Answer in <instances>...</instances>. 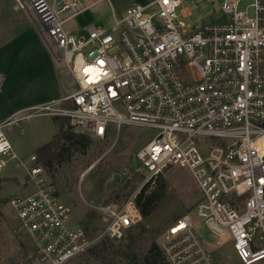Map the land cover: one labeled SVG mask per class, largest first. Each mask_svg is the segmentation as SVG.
<instances>
[{"label":"built area","instance_id":"obj_1","mask_svg":"<svg viewBox=\"0 0 264 264\" xmlns=\"http://www.w3.org/2000/svg\"><path fill=\"white\" fill-rule=\"evenodd\" d=\"M15 1L41 26L77 89L14 117L65 118L91 140L124 126L156 131L134 157L139 189L118 207H99L102 226L92 232L71 223L72 208L36 156L22 161L15 152L5 129L18 120H0V174L11 161L33 189L9 201L17 233L32 243V264H69L102 241H125L144 220L135 201L142 187L176 168L190 173L199 199L196 221L186 214L162 235L163 264H264V0H222L225 20L188 31L178 21L181 0H153L85 35L64 29L86 10L80 0ZM197 224L210 233L212 250Z\"/></svg>","mask_w":264,"mask_h":264},{"label":"rangeland","instance_id":"obj_2","mask_svg":"<svg viewBox=\"0 0 264 264\" xmlns=\"http://www.w3.org/2000/svg\"><path fill=\"white\" fill-rule=\"evenodd\" d=\"M84 1L80 0L81 5L85 4ZM132 1L111 0V6L115 14L122 17L126 9L130 7L125 8V6ZM7 2V0H0V31L11 26L17 27L15 24L20 22L17 18L22 17L25 23L43 40L39 33L41 26L34 17L26 11L19 10L17 15L20 17L16 16L14 9L7 8ZM221 2L222 0H181V5L177 10L178 21L183 24L185 31H188L187 26L198 27L204 20L219 23L226 19L219 9ZM13 3L16 5L15 0ZM248 5L249 1H244L241 8L245 9ZM119 10H123L122 13L119 14ZM187 12L190 16H187ZM110 17V4L102 1L70 20L64 27L66 30H75L96 23L105 24L110 21ZM1 42H3L2 39H0ZM49 46L59 58L57 51L51 44ZM47 51L54 59L48 48ZM56 69L60 85L59 96L74 93L77 89L76 84L71 79L63 61L60 68L57 66ZM11 107L10 102L0 97V112L8 111ZM14 112L15 110L7 113L8 116L6 115L5 118L11 119L13 116L12 118L18 122L9 125L5 129V134L11 145L15 144L21 160L28 161L31 155H35L36 149L47 144L58 133V126L52 117L38 116L22 120L20 118L25 117L29 112H23L15 117ZM155 134L154 130L124 126L114 131L105 140L89 138L92 143L85 152H74L69 161L54 164L49 170L45 168L48 182L52 185L56 195L72 208V224L80 221L84 225L87 217L94 215L88 227L92 232L99 230L102 221L96 210L105 205L118 207L137 192L142 183V177L134 172L136 167L134 157L136 152ZM116 176L118 180L114 179ZM25 181V171L22 168H16L11 161L0 174V264H32L30 259V254L34 253L32 243L27 237L17 233V220L9 205L10 199L26 197L32 192L31 186L22 187ZM162 181L164 182V195L161 204L141 223L147 233L138 238L128 251L124 247L127 244L126 240L114 244L115 249L113 250L118 249L119 255L134 256L141 261L150 244L155 242L159 245L162 235L176 219L184 214H190L193 221H196L193 210L198 202L199 194L190 173L186 169H172L164 173ZM195 233L212 250V237L206 228L197 224ZM119 255L112 259L120 262ZM69 264L104 263L87 252Z\"/></svg>","mask_w":264,"mask_h":264},{"label":"crops","instance_id":"obj_3","mask_svg":"<svg viewBox=\"0 0 264 264\" xmlns=\"http://www.w3.org/2000/svg\"><path fill=\"white\" fill-rule=\"evenodd\" d=\"M7 1V8L14 9L16 16L20 17L17 15V11L23 10L19 9L13 0ZM102 1H107L110 4V21L105 24L96 23L89 26L110 28L113 24V17L119 18L111 6V0H85V4L82 6L87 10ZM151 1L153 0H133L125 8L131 7V5H146ZM122 11L119 10L118 13L120 14ZM187 16H190L188 12ZM17 19L20 20L19 24H15L17 27L11 26L0 31V39L3 40L0 43V97L12 105L8 111L0 112V120L6 119L7 113H11L13 110H15L13 114H16L41 103L61 98L59 96V79L56 73V68L57 66L60 68V65L54 61L55 58L51 57L47 51L48 47H45L47 45H44L45 43L39 35L25 23L22 17ZM10 24L12 23L10 22ZM89 26L75 30H66L65 27L64 29L73 35H85V30ZM186 28L189 30L192 26ZM12 146L19 156L20 153L14 143ZM22 187L25 188V184Z\"/></svg>","mask_w":264,"mask_h":264},{"label":"trees","instance_id":"obj_4","mask_svg":"<svg viewBox=\"0 0 264 264\" xmlns=\"http://www.w3.org/2000/svg\"><path fill=\"white\" fill-rule=\"evenodd\" d=\"M53 121L58 126V133L54 135L47 144L35 150V156L37 159L36 164L48 170L53 168L54 164H62L69 161L74 152H85L92 143L87 136L74 133L68 126L67 119L60 118L54 119ZM163 195L164 182L162 181V178L158 180L152 188H149V185L142 187L139 194L136 196L135 201L144 219L161 204ZM93 216L94 215H89L87 217V221L84 224L86 228H89L88 225ZM146 233L147 230L142 224L133 227L128 232L125 239L127 242L124 246L126 250H130L135 241ZM113 249H115L113 243L102 241L98 246L88 251V253L97 260H102L104 264H120L123 262L126 264H163L160 249L155 242L150 244L141 261L137 260L134 256L128 257V255H119V250ZM116 255L121 257L120 262H116L112 259Z\"/></svg>","mask_w":264,"mask_h":264},{"label":"water","instance_id":"obj_5","mask_svg":"<svg viewBox=\"0 0 264 264\" xmlns=\"http://www.w3.org/2000/svg\"><path fill=\"white\" fill-rule=\"evenodd\" d=\"M115 180H118V176L114 177Z\"/></svg>","mask_w":264,"mask_h":264}]
</instances>
